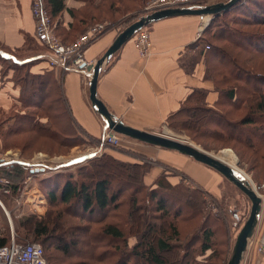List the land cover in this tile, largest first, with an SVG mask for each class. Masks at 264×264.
Segmentation results:
<instances>
[{"label":"rangeland","instance_id":"374dc122","mask_svg":"<svg viewBox=\"0 0 264 264\" xmlns=\"http://www.w3.org/2000/svg\"><path fill=\"white\" fill-rule=\"evenodd\" d=\"M221 1L228 0H203L205 5ZM259 1V3H256L253 0L249 5L250 8L247 6L244 8L248 9L244 12H246L249 18H251L252 11L264 14L263 11H261V7H264V0ZM147 3L142 6L143 9L144 6L147 5ZM239 3L241 2H238L237 4ZM241 10L243 11V9ZM242 11L239 10L235 13L236 15H238ZM211 17L208 16L210 22V19H213ZM226 19L231 22V19L228 16L226 17ZM102 22H108V27H124V25H122V21L116 23L117 25H115V23L110 24L109 22L112 23L114 21L107 19L106 16L104 19V17H102L101 15L97 20L88 23L89 26H91ZM78 24L79 23H76L75 25L78 29H81V31L74 30L71 33L67 32L63 35V29L61 28L60 21L58 20V18H54V35H56L63 43L71 44L89 28V26L87 27V25L80 26ZM231 25L241 30L242 32L254 31L255 33H264V24H258L255 22L251 24H234L231 22ZM211 31L213 33L216 30L214 29ZM65 35H67L68 37H66ZM208 39L214 45L226 48L230 52V54H233V57H237L239 63L243 62L246 65L250 67L252 66L253 68L264 73V51L259 52L253 47V45H248L249 47L247 46V48L243 46L238 47L233 43H229V41H227L224 37L218 36L216 38H212L210 34H208ZM31 42L32 41H29L30 45ZM259 42L261 43V41ZM26 47H24V49H18V56L26 55L27 53L24 52L26 50L32 51L34 49L32 54H39L46 51L43 47L38 45L37 42L33 43V49L31 50L28 49V47L26 49ZM214 59H217V57H211L212 63H217ZM4 68L7 69L8 67L4 65ZM37 84H39V82L34 83L33 81L29 80V86H36ZM50 85L51 84H49V87ZM39 86H41V84ZM57 90L58 89L56 88V94L53 95L54 97L55 95H58ZM238 96L239 100L241 97L245 98V94H243L241 91L239 92ZM34 99L41 100V96L35 95ZM59 104L55 103V108L56 106H59L61 109V103ZM55 108L53 106V115H55L56 113ZM41 109L42 108H36L34 105H29L28 107L24 108L23 111H21V108L18 106H13V108L8 111H5V109H2L0 111V158L4 156H10L15 159H25L31 160L33 162H41L42 166H44L43 164H47L51 167L52 165H56L57 162L68 159L69 157L72 158L74 156L76 157L77 155H81L82 153L84 154L86 152H92L90 150L99 145L100 139L91 138L89 137V135H85L84 137L79 136L80 140L72 144L68 141H59L54 137H48L46 136V131H38V128H32L29 119H27L28 115L41 116L42 123H46V126H51L52 128L54 125L56 127L55 130L57 131L61 130V132H63L62 127L66 126L63 124H65L64 121H66L65 117L68 118V116H66L67 113L63 107L59 116L60 118L58 119L57 117H55V119L53 120H48V118H46L47 113H44L45 111ZM221 109L224 112H228L233 119L237 120L236 122H239V120L242 119V117L245 116L247 112L245 109H242V112H240L239 110H237L236 112H231L230 110L232 109L228 106L221 107ZM24 114H27L26 117L21 118V115ZM253 127L255 126L249 125L244 128H239L243 129L244 137H249L250 135L252 137H255V140L258 141L257 149L250 148L247 144H243L224 135L213 136L209 133L205 134V132L196 133L195 131H191L190 129L187 130L177 128V126L174 128L166 127L163 131L161 130L157 133L185 139L193 145L197 146L199 149L211 152L218 157L221 156L220 154L223 152V150L233 151L237 157V162L236 164H232V166L235 165L234 167H238V169H240L249 177V180L256 187L263 199L264 130H262L263 132L261 134L259 131L254 130L255 128ZM122 137L124 138L126 136ZM130 139L131 141H124L123 146H120L118 148L106 146L103 149V153L101 155H98V157L102 156L105 153L113 155L112 152L116 151L130 159L129 161L120 159V161H123L124 163L139 162L144 163L147 166H151V168L158 164V156L153 149L160 150L161 147L158 146L157 148V146L153 145L155 148L152 147L151 150V148L148 147V145L150 144L141 142L133 138ZM126 143L128 144V146L131 145L133 149H126ZM136 151H141L145 154H139ZM93 158H96V156L88 159L82 164L59 170H53L52 166V168L46 169L48 170L47 172H39L41 170L40 169L38 173H34V171L37 169V166H35L34 168L33 166H23L21 168L22 174L20 175H18L20 171L18 170V166H2L0 168V200L2 201L3 205L0 204V237L6 236L7 238H9L11 237V234L14 233L16 239L19 242L40 243L45 249V255L48 264H145L142 258L130 256V254H128V252H131V250L133 249L132 247L134 246V244L140 239L138 238V234L132 233V235L131 233H129L128 230L130 229L131 224L134 223V221H138L139 226L136 227L134 225L135 223L133 225L141 234L145 230V228L149 226V224L154 225V233L150 237H157L156 239H159L161 236H163L161 233L162 229L168 230L170 229V225H176L178 227L180 235L179 238L172 243L173 249L170 252L162 253L164 264H186V262L184 261H188V259L192 260L194 264H197V262H195L194 260V257H197L200 254L201 241H197L196 238H199L200 235L199 239H201V233L203 231H206V229L213 227V224L217 225L213 222L211 226H209L208 224L201 227L203 222L202 218L204 216L206 219H209V217L211 218V214L223 216L225 225L220 227V232L222 234H225L226 226H228V224L230 227L235 226L232 224L236 219V217H234L235 213H237L239 217H243L242 227L244 226L246 220L250 215L252 206L251 200L236 185L230 182L218 171L217 173L221 176L223 182V185H221V194L224 192L223 195L220 194L221 196H219V198L212 196L199 184L195 183L184 174L179 173L175 169H172V167H165V169L163 170L164 176L166 178L178 176L177 178L180 179L179 184L173 185V188H167L159 185V189L167 191H163L162 193L157 191L158 197L154 200H150V192L148 191H151L155 188L157 189L158 187L156 185V182L150 185L145 183V188H141L142 192L138 194L139 202L137 204L139 207V211L135 213V217L133 218L134 220L133 222H131V218L129 215L132 207L129 202L130 196L133 193L134 188L138 187L137 185L139 184V181H141V179H131L132 182L129 183H132V185L130 187H126L127 189L122 190L123 187L119 186V183L121 181H130L126 180L128 178L126 175L128 169L118 167L117 165L115 166L107 159L97 160L98 162L94 161L95 163L93 162L91 167L89 166L87 168H90V170H95L96 174H93V179L112 176L115 181L113 184L114 193H116V191H120L119 200L117 202L118 204H120V208L117 210L113 209L110 212V219L105 218L102 219L101 222H95L94 220L99 219L103 211L101 212L97 210L96 212L86 213V211L82 208L81 202L79 203V201L76 200L67 205L59 201L56 204L51 203L49 200L50 197H48V193L51 192L52 189H54L55 186L53 185L55 179H60L61 176H65L66 178H68L70 174L78 176V172H80L79 167H81L82 165L88 166ZM222 160L225 161L224 159ZM95 165H104V167L102 169H99ZM164 176L163 178H165ZM65 177L64 179H66ZM166 178L165 181H167ZM61 179L59 181L60 185L63 183ZM85 179H87V177ZM45 181L46 183L44 184ZM186 190L190 191L188 193H193L192 195L194 196L198 195V197H200L202 201L204 200V202H202L199 207H197L195 204L196 209L201 208L203 210V214H200V218H196L191 221L188 220L187 215L192 213L193 210L196 209L192 210L189 207L190 205H187L188 199L185 203L180 202L181 199L186 198L183 197V195H189L185 194ZM166 195L173 197H167ZM160 198H169L166 199V205L170 208V213H163L162 211L158 210V200ZM6 211H9L10 214L8 215ZM116 213H118V218L112 217V215ZM181 213L182 215H184L183 218H181ZM178 214L180 215L179 219ZM31 217H34L35 219H53L56 224V226L54 227V224L52 223L55 238L53 237L44 239L43 237L38 239L33 232V221L29 220ZM230 220L232 223H229ZM109 222H115L120 226H126L127 233H125V239L128 247L126 244L124 245L121 243L122 240H116L110 237L106 239L110 241V246L101 248L96 252L92 247L90 241L96 238V234H100L96 232L99 231L98 229L102 227V224L105 225ZM93 227L96 228V231L92 230ZM241 228H239L237 234L230 242H228V240H225L227 237L224 235L219 238L214 237L213 242L215 246L213 248V252L210 251V253L207 254L208 263L204 264H228ZM57 236L59 237V239H61L60 241L58 240ZM222 241H224V243H222V246L220 247ZM187 252L190 253V258L186 257ZM211 253H214V256L212 258Z\"/></svg>","mask_w":264,"mask_h":264},{"label":"crops","instance_id":"0c3cea01","mask_svg":"<svg viewBox=\"0 0 264 264\" xmlns=\"http://www.w3.org/2000/svg\"><path fill=\"white\" fill-rule=\"evenodd\" d=\"M112 2L113 0H65V10L58 17L62 32H69L71 24H75V16L69 12L70 9L79 17L83 12L87 17L90 13V16L93 13L96 17L106 16L114 21L109 23H115V25L120 22V18L131 16L135 12L134 10L124 11L127 5L131 6L132 2L134 5V1L129 5L126 0H119L115 7L112 6ZM111 8L115 9L107 10ZM137 8H140V4ZM208 20L206 16L183 15L163 18L148 25L152 39L151 57L147 60L141 59L134 45V39L128 41L100 73L97 85L99 98L112 113L128 125L153 132L163 131L169 127L170 117L185 106L195 90L204 91L206 102L210 106H215L219 92L214 81L206 77L205 56L204 52L201 53L206 50L202 45L201 47L193 46L203 34V23H207ZM121 30H123V26L108 27L99 39L86 49L87 60L92 61L95 65ZM66 37L68 36L66 35ZM29 41H32L31 45ZM35 42L37 40L32 0H0V54L12 58L18 63H30V71L34 74H50L49 82L57 81L60 94L69 107L70 115L79 126L80 136L89 135L91 138L101 139L108 126L94 111L90 100L89 82L94 66L74 71L53 69L39 56L44 52L32 54ZM26 46L33 50H26L24 51L27 53L26 55L18 56V49H24ZM20 95L21 87L14 80V70L10 69L6 74H3V63L0 62V111L12 109L19 103ZM127 140L131 141L128 137L123 138V142ZM127 146L128 144L125 146L126 149H133L131 145L128 146L129 148ZM148 147L152 150L154 146L148 145ZM153 150L157 153L158 164L145 175L144 182L146 184H153L157 177L163 173L165 167H172L199 184L212 196L219 198L224 194V192L221 194L223 182L216 170L214 171L203 163L174 150L165 148ZM90 151L92 152L82 153L57 162L56 165H52L53 168L47 164L42 166L41 162L15 159L10 156L0 158V167L13 163L30 166L36 162L37 169L34 173H38L40 169L39 172H47V168L59 170L82 164L88 159L98 156L96 147ZM136 152L145 154L141 151ZM112 154L119 160H130L116 151H113ZM177 177H168L166 180L172 185H178L180 179ZM234 215L236 217L234 223L231 220L229 223L235 226L230 227L228 224L225 234H222L227 237L225 240L228 242L235 237L243 225V217H239L237 213ZM263 227L264 197L255 233L249 240L241 264H264V252L260 253L257 250V239ZM209 253L210 250L206 252L205 257L199 254L196 257L197 264L208 263L207 254Z\"/></svg>","mask_w":264,"mask_h":264},{"label":"trees","instance_id":"16d2710c","mask_svg":"<svg viewBox=\"0 0 264 264\" xmlns=\"http://www.w3.org/2000/svg\"><path fill=\"white\" fill-rule=\"evenodd\" d=\"M117 1L119 0H113L112 6L115 7L117 4ZM127 4L134 1V5L132 2L131 6H126L124 8V11H135L133 15L129 17H122L120 18V22H123V29H125L129 24L136 21L140 17L146 15V11L143 9V5L148 2V0H126ZM253 0H242L241 3L233 6L231 9L223 12L222 14L216 15L210 22L208 26L203 31L202 36L193 44V46H203V49L206 51H201V53L204 52L205 56V63H206V77L208 79H211L215 83V87L217 91L219 92V98L215 104V106H210L206 102V94L202 90H195L193 94L189 97L187 103L185 106H183L182 109H180L178 112H176L174 115H172L168 121L169 127H176L182 128V129H190L191 131H195L196 133H202L205 132V134L209 133L213 136H221L224 135L228 138H231L233 140L239 141L243 144H247L248 147L257 149L258 141L255 140V137L249 136L244 137L243 136V129L246 126L252 125L255 126L254 130L259 131L262 134V130H264V73L262 71H259L252 66H248L245 63H239L236 56L233 57V54L221 46L214 45L209 39L208 34L212 38L216 37H224L229 43H233L234 45L238 47H246L248 45H253L255 49H257L259 52L264 51V33H255L254 31L249 32H242L241 30L233 27L231 25V22L236 24L240 23H246L251 24L253 22L258 24H264V14L256 13L255 11L251 14V18L248 17L246 14V10L244 9L246 6L249 7ZM256 3H259V0H254ZM49 12L52 16V18H58L61 13L65 10V0H45ZM254 3V2H253ZM138 4H140V8L138 7ZM245 5V6H244ZM101 8V7H100ZM98 8V10H100ZM145 8V6H144ZM250 8V7H249ZM115 8L107 9L108 11H113ZM243 9V11L241 10ZM123 10V9H122ZM242 11L240 14L236 15L235 12ZM261 11L264 13V7H261ZM69 12L72 14V16H75V24L79 23L78 25H83L87 27L89 26V23L92 21L97 20L99 17H96V15L93 13L92 16L88 14L87 16H84V12L81 14V16H76L73 10H69ZM229 17L231 19V22L226 19V17ZM111 17V16H109ZM79 18V19H78ZM254 18V19H253ZM105 19V17H104ZM108 19V17H107ZM112 20V19H110ZM119 20V19H118ZM108 21V20H106ZM89 22V23H88ZM75 24H71V31L77 30L81 31V29H78ZM111 24V23H110ZM90 27V26H89ZM216 30L212 33L211 30ZM86 30V29H85ZM122 31V30H121ZM64 35V32H62ZM66 36V35H65ZM37 40V38H36ZM261 41V43L259 42ZM38 45L42 47V45L37 40ZM252 43V44H251ZM210 46L209 49H205L206 46ZM249 47V46H248ZM211 57H217V59H214L217 63H212ZM0 62L3 63V74H6L10 69L14 70V80L15 82L21 87V95L19 99V103L15 105V107H20L21 111L24 110V108L28 107L29 105H34L36 108L41 110H44V113H47L46 118L48 120H53L55 117L58 119L60 118L61 109L62 107L64 110H66V121L65 127H62V131L55 130V126L53 125V128L51 126H46V123L41 122V116L39 115H28L27 119H29L30 124L35 128H38V131H46V136L48 137H54L55 139H58L59 141H68L69 143H76L78 140H80L79 136V126L75 119H73L72 115H70V110L67 105V103L64 101L63 97L60 94V88L55 80L54 82H49L50 74H34L30 71L31 64L30 63H18L15 62L12 58L4 57L0 54ZM4 65H6L8 68H4ZM29 80L33 81L34 83L39 82L36 86L31 85L29 86ZM42 80V81H41ZM41 84V86H39ZM49 84L50 87H49ZM54 85V86H53ZM51 88V89H50ZM55 88V89H54ZM56 88L58 89V95L53 96L56 94ZM54 89V90H53ZM50 90V91H49ZM242 92L245 94V98L241 97L239 100V92ZM35 95H40L41 100L34 99ZM55 103H61V109L59 106H56ZM60 105V104H59ZM53 106L55 108V115L52 114ZM231 107V112H236L239 110L242 112V109H245L247 112L245 116L242 117V119L239 120V122H236V119H233L228 112L222 111L221 107ZM27 114L21 115V118H25ZM14 127V126H13ZM240 127V128H239ZM71 129V130H69ZM239 130V131H237ZM251 131V130H250ZM69 132V133H64ZM70 134V135H66ZM52 135V136H51ZM74 140V141H71ZM103 160L107 159L109 162L113 163L115 166L121 168H127L128 171L126 173L127 179L130 181H121L119 183V186H122V190L127 189L126 187H130L132 185L131 179L137 178L141 179L139 181L138 187L134 188L133 193L130 196V205L131 210L129 212L131 222H133V218L135 217V213L139 211L138 207V194L142 192L141 188H145V182L144 177L145 175L150 171L151 166H147L144 163H124L123 161H120L116 157H114L111 154H103L102 156L96 158H93L91 163L89 165L85 166L82 165L80 168V172H78V176H75L73 174H70L68 178L65 176H61L62 184H59L60 179H55L54 181V189H52L51 192L48 193V197L50 202L53 204H56L58 201L63 204H71L73 201H79L82 204L83 210L87 212H96L97 210L103 211L101 213V217L99 219H95V222H101L102 219H110L109 214L113 209H119L120 204H118L120 191H116L114 193L113 191V184L114 179L112 176H105L103 178H96L93 179V174H96L95 170H90L91 165L94 161L97 160ZM98 162V161H97ZM95 163V162H94ZM13 166H18L19 174H22L21 168L23 167L22 164L19 163H13L8 164ZM99 169L103 168L104 165H95ZM2 167V166H1ZM0 167V168H1ZM84 169V170H83ZM134 171V172H133ZM136 174V175H133ZM59 175V174H58ZM139 176V177H138ZM164 174H160L157 179L155 180L157 189H152L150 192V200H154L158 197V192H163V189H159V185H162L163 187L167 188H173L174 186L167 181H165V178H163ZM64 177L66 179H64ZM87 177V179H85ZM47 181V180H46ZM44 182V184L46 183ZM51 182V181H50ZM136 182V181H135ZM138 183V182H137ZM57 185V187H56ZM173 186V187H172ZM146 191V190H145ZM158 191V192H157ZM167 191V190H166ZM164 191V192H166ZM186 195L188 196L184 199H181V203L187 202L190 205L189 207L193 210L196 209V206L199 207L202 202L200 197L198 195L194 196L193 193H188L190 191H185ZM149 196V195H148ZM167 197H173L166 195ZM196 197V200H195ZM178 198V197H177ZM169 198H163L158 200V210L162 211L163 213H170V208L166 205L167 200ZM196 204V206H195ZM195 206V207H194ZM200 214H203V210L201 208H197L196 210H193L192 213L187 215L188 220L198 219L200 218ZM177 215V214H176ZM179 215V214H178ZM120 216V214H119ZM112 217L118 218V213L112 215ZM184 215L181 213V218H183ZM33 218V219H32ZM120 218V217H119ZM175 218V216H174ZM180 218V215L178 219ZM92 219V218H91ZM29 220L33 221L32 224L34 226L33 232L34 235L40 239H49L54 237L53 233V226H56L53 219L50 220V218H40L35 219L34 217H31ZM213 220V221H212ZM202 225L201 227L208 225L211 226L213 222L217 225L213 224V227L206 229V231H203L201 233V239L200 235L199 238L197 237V241H201V247H200V254H202L203 257H205L206 252L209 250L213 252L214 248V242L213 239L222 237V233L220 232V227L225 225V220L223 216L221 215H213L211 214V218L206 219L205 216L202 218ZM135 223V224H134ZM134 223L131 224L130 229L128 230L129 233L138 234L139 241L134 244L132 247L133 249L131 252H128L130 256L134 257H140L142 260H144L145 264H164L162 253L164 252H170L173 249V242L179 238L180 232L178 230V227L176 225H170V229H162L161 233L163 236H161L159 239H156L155 237H150L154 233V225H150L145 228V230L142 232V234L136 230L135 226L138 225V221H134ZM135 226H134V225ZM219 224V225H218ZM96 228H92V230H95ZM96 233V238L94 240H91L92 247L97 252L101 248L109 247L110 241L106 240L107 238H114L116 240H122V244H126V236L125 233H127L126 226L125 225H118V223L115 222H109L107 224H102V227L98 229ZM133 235V234H132ZM55 238V237H54ZM58 240L60 241L59 237L57 236ZM10 241V237L7 238L6 236L0 237V247H3L7 245ZM223 241L221 242L220 247L222 246ZM189 244V243H188ZM224 245V244H223ZM128 247V245H127ZM191 247V245H190ZM45 251V249H44ZM211 258L214 256V253H211ZM190 253H186V257L190 258ZM46 257V255H45ZM205 259V258H203ZM202 259V260H203ZM195 262H197L196 257H194ZM186 264H194L192 260L188 259V261H184ZM183 262V263H184ZM198 263V262H197ZM204 264V263H200Z\"/></svg>","mask_w":264,"mask_h":264},{"label":"water","instance_id":"95a60500","mask_svg":"<svg viewBox=\"0 0 264 264\" xmlns=\"http://www.w3.org/2000/svg\"><path fill=\"white\" fill-rule=\"evenodd\" d=\"M241 0H228L212 4L200 5L197 7H173L156 10L148 13L136 21L129 24L115 38L111 46L107 49L102 57L95 63L92 71V76L89 82L90 85V100L94 111L103 119L108 128L122 136L130 137L141 142L159 146L161 148L170 149L187 155L198 162L204 163L207 166L221 173L230 182L236 185L252 202L251 212L244 226L241 228L228 264H241L249 240L253 237L262 208V196L256 187L238 167H234L217 155L199 149L197 146L188 142L185 139L169 136L162 133L143 130L132 127L125 123L122 119L112 113L107 105L99 98L97 85L100 73L104 67L110 62L112 57L130 41L141 28L150 25L151 23L167 17L183 16V15H199L212 16L214 18L218 14L231 9ZM212 20V19H210ZM210 22V21H209ZM209 24V23H208ZM207 24V25H208Z\"/></svg>","mask_w":264,"mask_h":264},{"label":"built area","instance_id":"2783aa9c","mask_svg":"<svg viewBox=\"0 0 264 264\" xmlns=\"http://www.w3.org/2000/svg\"><path fill=\"white\" fill-rule=\"evenodd\" d=\"M200 5H205L203 0H149L144 10L148 14L160 9L197 7ZM32 13L35 20V36L46 50L39 56L48 63L49 67L57 70L74 71L94 66L93 62L88 61L86 58V49L108 29V23L102 22L91 25L73 43L66 44L54 35L53 18L45 0H32ZM208 23L209 20L202 27L203 30ZM133 39L141 59L147 60L150 58L152 55V39L149 26L137 31ZM209 48L210 46L207 45L206 49ZM106 146L113 148L123 146L122 135L109 128L106 129L99 145L96 147V155H101ZM30 166L34 168L36 162ZM257 250L260 253L264 252V227L257 239ZM0 264H48V262L44 248L40 243L19 242L15 234L12 233L9 243L0 247Z\"/></svg>","mask_w":264,"mask_h":264},{"label":"bare ground","instance_id":"6f19581e","mask_svg":"<svg viewBox=\"0 0 264 264\" xmlns=\"http://www.w3.org/2000/svg\"><path fill=\"white\" fill-rule=\"evenodd\" d=\"M206 18H208V16H206ZM209 19V18H208ZM203 24H206V23H203ZM203 26V25H202ZM88 153V152H87ZM221 156V158L222 159H224L225 161H227L228 162V164L230 163L231 165L232 164H236V162H237V157H236V155L234 154V152L233 151H231V150H223V152L220 154ZM219 157V158H220ZM220 158V159H221ZM226 162V163H227ZM235 166V165H234ZM249 178V177H248ZM0 204H2L3 205V203L0 201ZM7 212V214L9 215L10 213H9V211H6Z\"/></svg>","mask_w":264,"mask_h":264}]
</instances>
